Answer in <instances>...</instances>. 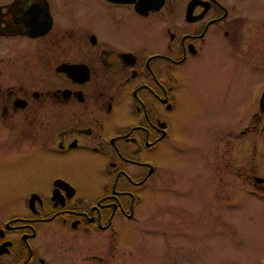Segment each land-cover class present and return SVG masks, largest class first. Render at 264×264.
<instances>
[{"label": "flooded vegetation", "instance_id": "1", "mask_svg": "<svg viewBox=\"0 0 264 264\" xmlns=\"http://www.w3.org/2000/svg\"><path fill=\"white\" fill-rule=\"evenodd\" d=\"M201 71L210 87H190ZM218 104L226 123L187 136L205 162L194 225L234 237L208 207L249 196L264 222V0H0V154L40 155L28 181L3 172L18 188L0 197V264H142L138 233L165 248L188 213L156 199L180 172L175 123Z\"/></svg>", "mask_w": 264, "mask_h": 264}, {"label": "rangeland", "instance_id": "2", "mask_svg": "<svg viewBox=\"0 0 264 264\" xmlns=\"http://www.w3.org/2000/svg\"><path fill=\"white\" fill-rule=\"evenodd\" d=\"M188 85L192 88L201 90L209 88L211 81L210 71H201L191 73L187 78ZM201 104L205 103V96L199 95ZM234 99V97H233ZM213 114L206 117L205 113L195 115L193 121L175 123V132L181 143V151H177L171 160L176 169L175 181L170 190L161 191L156 199L161 202L167 201L170 204H181L186 207L188 213L183 222L178 226L184 225L185 233H174L166 241L165 248L159 235L150 232L138 233V239L144 242L143 247L137 249V259L142 264H264V222L262 221V208L260 204L252 201L249 196L241 195L236 202V206L230 210L221 208L218 204L208 207V211L220 212L225 220H228L235 226L238 232L237 236H230L226 232H200L195 229V215L198 208L204 204V197L200 193V184L205 170L203 153L198 149L196 138H188L200 128L203 121H216L217 123H226L227 108L220 104L213 107ZM222 139H217L220 143ZM223 143L215 149L216 154L225 153L227 143ZM208 146L211 139H208ZM214 142V141H213ZM214 142V146L218 144ZM232 145V144H231ZM231 148V146H229ZM235 148V147H234ZM231 148L234 151L233 159L240 151L237 148ZM200 152V153H199ZM207 153V151H203ZM208 160L213 161V156L205 154ZM40 155H31L20 157L18 159L3 157L0 154V197L11 194L18 187L10 175H3V172L10 171L19 166L25 172V179L28 181L29 169L38 167ZM5 159V160H3ZM236 160V159H235ZM210 161V162H211ZM216 162V160H215ZM219 165L220 161H218ZM175 167V168H176ZM27 185V184H26ZM218 214V213H217ZM175 222V220H172ZM170 221V222H171ZM181 237L182 241L179 240ZM163 254V255H162ZM163 256V257H162ZM165 260L163 263L162 260ZM163 260V261H164Z\"/></svg>", "mask_w": 264, "mask_h": 264}, {"label": "water", "instance_id": "3", "mask_svg": "<svg viewBox=\"0 0 264 264\" xmlns=\"http://www.w3.org/2000/svg\"><path fill=\"white\" fill-rule=\"evenodd\" d=\"M261 109H264L263 107Z\"/></svg>", "mask_w": 264, "mask_h": 264}]
</instances>
